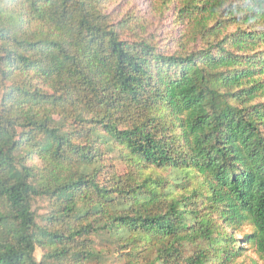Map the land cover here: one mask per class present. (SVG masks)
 Segmentation results:
<instances>
[{"label": "trees", "instance_id": "obj_1", "mask_svg": "<svg viewBox=\"0 0 264 264\" xmlns=\"http://www.w3.org/2000/svg\"><path fill=\"white\" fill-rule=\"evenodd\" d=\"M131 1L0 0V264L264 262V0Z\"/></svg>", "mask_w": 264, "mask_h": 264}, {"label": "rangeland", "instance_id": "obj_2", "mask_svg": "<svg viewBox=\"0 0 264 264\" xmlns=\"http://www.w3.org/2000/svg\"><path fill=\"white\" fill-rule=\"evenodd\" d=\"M127 0H125L126 3ZM124 6L131 7L132 4ZM131 3H133L134 6L139 7L142 9V7H147L148 3H146V0H132ZM163 23H169V19H165ZM252 231V225L251 224H245L239 228L232 229V232H234L237 239L240 241V245L243 248L242 250V256L239 258V263L242 264H264L263 260L261 259L260 255L256 252V249L253 248L250 244L246 242V236ZM37 257L40 259L41 252L37 251Z\"/></svg>", "mask_w": 264, "mask_h": 264}]
</instances>
